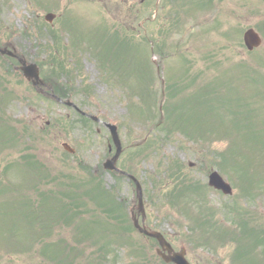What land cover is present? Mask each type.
Returning <instances> with one entry per match:
<instances>
[{"label": "rangeland", "instance_id": "1", "mask_svg": "<svg viewBox=\"0 0 264 264\" xmlns=\"http://www.w3.org/2000/svg\"><path fill=\"white\" fill-rule=\"evenodd\" d=\"M249 28L262 44L248 51ZM5 44L100 122L0 58V264H164L130 221L133 184L96 170L104 122L175 250L264 264V0H0ZM212 170L231 196L207 186Z\"/></svg>", "mask_w": 264, "mask_h": 264}, {"label": "water", "instance_id": "2", "mask_svg": "<svg viewBox=\"0 0 264 264\" xmlns=\"http://www.w3.org/2000/svg\"><path fill=\"white\" fill-rule=\"evenodd\" d=\"M47 19L51 20L52 16L48 15ZM244 41H245V44L247 45V47L249 49H252L254 46H257L260 43V38L252 29H249L244 34ZM6 51H7L6 49H2V50L0 49L1 53H6ZM7 53L12 55L11 52H7ZM22 70H23V72L27 78H34L35 79L34 83L35 84L37 83V81H38V70H37L36 66H34V65H28V66L23 65ZM110 128L114 131L113 132L114 142H117L116 143L117 147H119L117 135L115 133V126H110ZM118 154H119V150H117L116 155L113 157V161L117 158ZM135 182H136V186H137V191L139 193V199H141L140 185L137 181H135ZM209 185L213 186L215 188L221 189L225 193L231 192V189L229 188V186L223 182L221 177L216 172L211 173V175L209 176ZM139 230L141 232H143L144 234L155 238L158 241L161 249L164 252H167V254L163 253L162 251L159 252V254L162 256V258L166 262H173L174 264H189L188 261L184 257V254H185L184 251L174 252L173 249L171 248V246L169 245V243L166 242L164 237L159 232L143 230L141 228H139Z\"/></svg>", "mask_w": 264, "mask_h": 264}]
</instances>
